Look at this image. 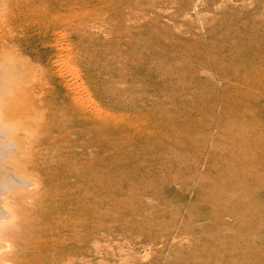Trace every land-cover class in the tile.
<instances>
[{
  "label": "rangeland",
  "instance_id": "obj_1",
  "mask_svg": "<svg viewBox=\"0 0 264 264\" xmlns=\"http://www.w3.org/2000/svg\"><path fill=\"white\" fill-rule=\"evenodd\" d=\"M66 2L51 12L71 9L89 19L67 30L66 61L79 67L101 106L132 102L143 138L125 153L101 149L79 120V137L76 128L66 139L34 136L36 161L24 165L7 147L14 140L0 136L1 222L21 228L22 219L8 221V203L30 192L33 205L49 201L42 197L53 189L45 172L58 163L79 173V212L76 226L64 232V250L49 264H264V156L237 153L247 146L241 133L254 127L248 123L264 118V0ZM9 26L18 52L50 71L61 49L51 33L22 16ZM253 140L264 147V136ZM74 142L79 149L67 147ZM232 154L236 164L229 163ZM24 172L40 181L30 190L18 185ZM10 232L18 234L15 226ZM1 234L10 240L9 231ZM8 244H0L4 263L13 258Z\"/></svg>",
  "mask_w": 264,
  "mask_h": 264
},
{
  "label": "bare ground",
  "instance_id": "obj_2",
  "mask_svg": "<svg viewBox=\"0 0 264 264\" xmlns=\"http://www.w3.org/2000/svg\"><path fill=\"white\" fill-rule=\"evenodd\" d=\"M60 1L62 2L56 4V0H42L43 4L41 1L40 4H34V2L30 3L25 0H0V65L8 74L5 87L0 93V136L6 135L14 140L7 144V147L18 152V160L21 159L24 165L36 161L34 150L30 149V140L34 136L44 135L46 136L42 138L44 141L50 135L52 141L57 137L66 139L72 128H76L73 134L79 137V120L81 126H89L84 131L95 135V140L98 139L95 144L101 149L110 145L113 149L122 152L121 149L143 138L141 117L133 111L135 105L125 101L122 107L107 105L110 108H105L101 106L94 99L93 93V97L89 93L90 87L81 77L79 67H71L66 61L63 50L66 47L64 39L68 36L67 30L69 28L78 29L79 25L87 24L89 19L83 14L72 12L71 9L67 15L51 12L54 4L58 5V8L66 7V0ZM18 9L20 10L18 15L10 19L8 16ZM6 14H8L7 17H5ZM19 16H22L26 24L31 23V25L38 26L44 35L51 33L54 38L53 47L60 48L61 46L59 56L51 64L50 71L34 67L28 61L27 56L18 52L17 35L10 31L9 23ZM259 84L264 90V79ZM85 95H89L90 98ZM260 120L258 125L255 121L248 123L251 126L254 124L250 130L253 133L250 131L241 133L247 140V146H241L238 154L241 153L246 157L252 153L262 152L261 155L264 156V147H257L253 140L256 133L264 136V118ZM48 133L52 134L48 135ZM110 136H113L115 140L113 137H111L113 140H104ZM17 137H23L24 141L22 142L21 138L17 139ZM248 141H250L249 144ZM67 147L79 149V143H70ZM234 156V154L230 156L229 163L233 161L236 164ZM213 164H209V168ZM260 164L255 160L254 165ZM55 165L58 169H49L45 172V180L50 181L52 184L50 190L53 189L48 192L45 190L46 186L41 188L46 191L45 195H42L43 199L49 201L45 204L41 202L33 205L34 195L30 192L27 198H20L21 200H17L15 204L8 203V207L13 209L10 215L5 213L9 216L8 221L14 219L17 223V219L19 222L22 219L23 223L20 229H16L18 224L1 222L0 219V236L3 235L1 233L4 229L11 235L8 241L0 239V244L9 243L8 247L13 256L10 261L6 263L0 261V264H49V258L59 254L58 251L64 250L66 244L64 232L68 231L70 226L74 228L77 224L73 217L77 216L73 212H79V173L74 174L70 168H62L58 163ZM263 168L264 165L261 169ZM24 175L22 182L18 185H27L29 190L40 182L35 183V178L29 172H24ZM70 178H73L78 185L74 183L71 185ZM59 193L62 195H57ZM59 210L72 212V215L65 213L62 215ZM14 226L18 234L10 232ZM33 226L37 229L33 230ZM62 264H67V262H62Z\"/></svg>",
  "mask_w": 264,
  "mask_h": 264
}]
</instances>
